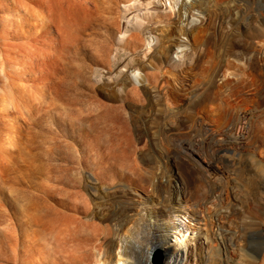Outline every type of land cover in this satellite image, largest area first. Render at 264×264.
<instances>
[{
    "label": "rangeland",
    "instance_id": "obj_1",
    "mask_svg": "<svg viewBox=\"0 0 264 264\" xmlns=\"http://www.w3.org/2000/svg\"><path fill=\"white\" fill-rule=\"evenodd\" d=\"M210 1L195 56L173 67L176 20L120 41L149 0H0V264L108 261L115 232L146 233L121 213L154 178L203 181L197 162L218 168V216L187 264H264V0Z\"/></svg>",
    "mask_w": 264,
    "mask_h": 264
},
{
    "label": "bare ground",
    "instance_id": "obj_2",
    "mask_svg": "<svg viewBox=\"0 0 264 264\" xmlns=\"http://www.w3.org/2000/svg\"><path fill=\"white\" fill-rule=\"evenodd\" d=\"M207 1H209V3L211 2L210 0H149L148 6H150V9L153 11V13L136 15L135 23L131 29L126 28L124 31H119L121 34H123V38L120 41L123 42L125 39H137L140 41L139 35H143L142 33H144L148 27L146 25L148 24V20L152 19L153 17L161 16L167 18L168 20H176L183 28L185 37L183 35L182 38L179 36L181 39L174 45V50L170 49L172 50L170 57L161 63L173 67L183 66L185 59L188 58V53L192 54V57L195 56V54L191 53L192 45L190 41L198 40L199 35L202 32L204 18H206L203 12V6ZM127 10H129V8ZM127 10H125L124 13H126ZM122 17L125 18V15ZM260 31L264 34L263 28ZM146 40L148 42V46L145 48L146 51H153L159 47V37L148 36L146 37ZM152 42L154 44L151 46ZM173 55L177 56V59H174ZM192 57L189 58L190 61H192ZM139 78L141 80L136 79V82L142 87L150 85L148 83L147 76L143 72L142 76ZM131 83L137 88L136 83ZM153 88L155 90L154 94L158 98V95H160L161 92L158 90L159 88L157 89L155 86H153ZM193 123H195V121ZM242 130L243 126L239 123V121L236 120L234 122L235 135L237 136ZM191 153H194V151L191 150ZM193 167L197 171L203 173V176H205V179H202L203 181L195 182L193 180H189L184 177L183 174H179V178L174 182V184L169 177L162 178L159 176L160 178H154V180L152 178L153 183L151 184L150 189L147 191L150 193L141 198L139 201H135L136 206L132 209L125 210L122 213L120 212L123 221L121 223L122 225L120 226L133 225L135 222L140 225L139 222H142L141 226L146 231L145 235L140 236L138 232H133L135 235V241L132 242L131 240L133 239H131L130 241L132 243L129 245L130 243H126V236L119 235L121 233L115 232L116 235L113 241L111 240L112 243L109 245V250L107 252L108 261L101 260L98 258L99 256H96L95 260L91 264H150V255L155 249H159L163 253L165 258L164 264H187L191 259L193 260L196 257V253L200 249L204 248L205 246L209 249L214 247V223L218 215L216 212L217 210L215 211L216 213L214 211L209 213L208 209L216 201L215 191L218 189L219 182L217 180L218 178L215 176L217 174L218 168L211 162L206 164H204V162H197ZM261 167L264 168L262 165ZM261 167L258 169L261 170ZM89 176L90 175H88V178L91 179ZM153 177L156 176L154 175ZM229 206L231 208L229 211H227V213H234L235 206L231 204H229ZM228 216H230V214H228ZM122 236L126 239V241H124L126 244H128V246H126L125 243L123 245V242L120 244V239ZM172 239H174V242H172ZM248 246H250V244ZM252 260L250 261L249 259L247 261L252 262Z\"/></svg>",
    "mask_w": 264,
    "mask_h": 264
},
{
    "label": "water",
    "instance_id": "obj_3",
    "mask_svg": "<svg viewBox=\"0 0 264 264\" xmlns=\"http://www.w3.org/2000/svg\"><path fill=\"white\" fill-rule=\"evenodd\" d=\"M153 256V264H162L163 262V255L162 252L159 249H155Z\"/></svg>",
    "mask_w": 264,
    "mask_h": 264
}]
</instances>
